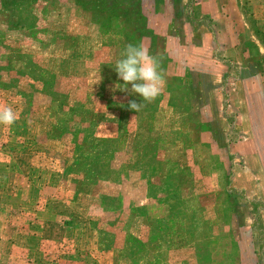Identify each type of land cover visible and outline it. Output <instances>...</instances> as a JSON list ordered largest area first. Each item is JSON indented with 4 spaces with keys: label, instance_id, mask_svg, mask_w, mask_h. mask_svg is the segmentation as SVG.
<instances>
[{
    "label": "rangeland",
    "instance_id": "374dc122",
    "mask_svg": "<svg viewBox=\"0 0 264 264\" xmlns=\"http://www.w3.org/2000/svg\"><path fill=\"white\" fill-rule=\"evenodd\" d=\"M141 3L0 0V264H264V0Z\"/></svg>",
    "mask_w": 264,
    "mask_h": 264
},
{
    "label": "clouds",
    "instance_id": "9594fccd",
    "mask_svg": "<svg viewBox=\"0 0 264 264\" xmlns=\"http://www.w3.org/2000/svg\"><path fill=\"white\" fill-rule=\"evenodd\" d=\"M121 56L115 63V71L123 80L124 86L117 84L116 88L127 91V86L131 85V92L141 97L142 102L130 100L128 107L138 113L144 106L143 102H151L161 93L164 77L158 59L151 55L143 44H128ZM17 119V114L11 106H0V124L10 126Z\"/></svg>",
    "mask_w": 264,
    "mask_h": 264
},
{
    "label": "trees",
    "instance_id": "16d2710c",
    "mask_svg": "<svg viewBox=\"0 0 264 264\" xmlns=\"http://www.w3.org/2000/svg\"><path fill=\"white\" fill-rule=\"evenodd\" d=\"M117 1V5L119 6L118 9L121 10L122 16L125 17L126 21H131V25L134 23L130 18V16L135 13L142 21V19L146 20V16L144 15L142 11V0H137L139 10H132V5H133V0H114ZM110 0H79V4L81 5L82 8L88 9V6L90 4H93L95 9L100 8L101 10L99 12H105L110 8L109 5ZM112 5H115V3H112ZM147 26L146 24L143 23L142 21V27ZM140 30V28H139Z\"/></svg>",
    "mask_w": 264,
    "mask_h": 264
},
{
    "label": "crops",
    "instance_id": "0c3cea01",
    "mask_svg": "<svg viewBox=\"0 0 264 264\" xmlns=\"http://www.w3.org/2000/svg\"><path fill=\"white\" fill-rule=\"evenodd\" d=\"M219 31L217 30V33H218ZM119 129V128H118ZM118 129H117V133H118ZM259 139H261V137H259L257 134H255L254 136H252V138H250V140H252V142H255V141H257V140H259ZM263 139V138H262ZM264 140V139H263ZM257 152H260V157H261V161L264 163V149H259L258 151H256V150H253L251 153H256L257 154ZM57 213V212H56ZM55 213V214H56Z\"/></svg>",
    "mask_w": 264,
    "mask_h": 264
}]
</instances>
